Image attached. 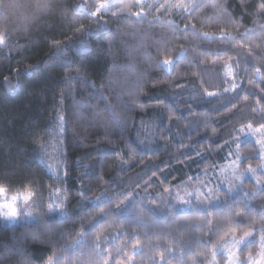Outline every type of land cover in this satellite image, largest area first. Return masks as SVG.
<instances>
[{
    "label": "trees",
    "instance_id": "16d2710c",
    "mask_svg": "<svg viewBox=\"0 0 264 264\" xmlns=\"http://www.w3.org/2000/svg\"><path fill=\"white\" fill-rule=\"evenodd\" d=\"M42 2L0 9V82L10 80L0 83V185L33 192L39 216L12 226L0 218V264H46L54 251L60 264H104L107 253L119 264H209L221 241L247 232L240 259L256 255L264 191L161 212L156 194L234 142L242 168L259 166L244 130L264 132V0H195L190 14L171 0H116L99 21L76 7L94 12L102 0H48L51 10L36 16ZM69 38L74 63L50 62L52 41ZM232 65L235 87L224 74ZM61 114L64 174L46 148ZM55 191L59 216L50 214ZM98 234L108 238L103 251Z\"/></svg>",
    "mask_w": 264,
    "mask_h": 264
},
{
    "label": "rangeland",
    "instance_id": "374dc122",
    "mask_svg": "<svg viewBox=\"0 0 264 264\" xmlns=\"http://www.w3.org/2000/svg\"><path fill=\"white\" fill-rule=\"evenodd\" d=\"M151 0H137L139 5L146 4ZM195 0H171L176 2L177 6L183 9H188ZM90 3V0H87ZM111 3V0H109ZM87 7L86 5H83ZM225 76L230 80V86L236 85V69L234 65L226 66L224 69ZM62 114L57 116L55 137L49 141L47 148V156L50 158V167L56 173L62 172L64 174V155H63V119ZM244 137L251 139L259 148L260 164L259 166L241 167L243 160L242 153L239 148V143L234 142L223 151L220 161L205 168L196 171L194 174H189L188 177L183 178L176 184L165 188H160L156 194L157 203L156 208L158 212L166 210L169 206H173L180 210H189L193 207H209L211 205L221 202L223 194L233 196L242 194L244 196L255 195L260 191H264V132L262 128H252L248 126L244 130ZM251 168L253 171H249ZM60 169V171H59ZM168 191H165V190ZM211 190V191H209ZM33 192H17L11 193L6 191L8 200L5 201L0 197V202L12 203L11 197L18 196L20 199L16 202L17 208L20 212V220L17 224L30 223L37 221L39 216L35 207L34 194L32 199L25 201V197ZM59 191H55L53 195L52 204L50 207L51 215H62L65 213V207L62 203ZM2 223L7 225V222L1 218ZM9 226V225H7ZM12 226V225H10ZM254 235V232H253ZM244 235H230L216 246L212 253V260L209 264H249L248 258L244 261L240 259L239 251L243 245L251 242L253 236L244 241V244L237 245L236 240L241 239ZM264 235H260L257 239L259 242V251L256 255L251 256L250 264H255L260 260L264 254ZM218 256L223 258L220 259Z\"/></svg>",
    "mask_w": 264,
    "mask_h": 264
},
{
    "label": "snow or ice",
    "instance_id": "6c2138e0",
    "mask_svg": "<svg viewBox=\"0 0 264 264\" xmlns=\"http://www.w3.org/2000/svg\"><path fill=\"white\" fill-rule=\"evenodd\" d=\"M6 7H7V5L5 4V0H0V9H4ZM110 7H116V0H111V3L109 2V0H102V2H99L97 4L96 11H94V12H89L88 9L82 5H78L76 7V10H77L78 14H81V15L87 14V15H90L91 17L96 18L99 21L100 14L103 12H107ZM261 7L264 8V3H262ZM195 8H196V5H193L190 9H188L189 14L191 13V11L195 10ZM50 10H51L50 4H49L48 0H44V2L39 3L37 5L36 10H35V15L39 16L41 13L46 12V11H50ZM135 15L138 17H141L145 14L143 13V10H141L140 12H137ZM190 28H194V26L185 25V28L182 31H188ZM77 31L82 32V33H91L92 29L81 27ZM204 36H205V38H208V34H204ZM223 36H228V34L224 33ZM5 39H6L5 33L0 32V45H4ZM80 43L83 44L84 41L81 40ZM51 47L54 50L48 53V55L51 57L50 62L62 61V62L67 63V64L74 63L72 53L68 51V49L73 48V41L71 38H69L66 41H55L54 40L51 43ZM85 63H86V61L83 58L79 61V64L81 67H83L85 65ZM170 64H171V61H167V60L163 61V65L165 67H167ZM30 70H31L30 68L15 69V70L10 69V71L13 72L14 76H20L22 73H28ZM77 71H78V69H77ZM257 72H259V69H257ZM0 83L10 84L9 77H5L4 81H2ZM61 119H63V117H61ZM262 127H264V125H262ZM249 171H253V170L251 168H249ZM6 191H7L6 187L3 185H0V197H3L5 201L8 200V197L5 195ZM165 191H168V190L166 189ZM209 191H211V190H209ZM32 195L33 194H29L28 196H26L24 198L25 201L27 202V201L31 200ZM19 199H20V197L14 196V197H11L12 203L0 202V218H3V220L6 221L7 225H9V226L17 224L20 220V212H19V210L17 208V204H16V202ZM104 199L110 201L112 198L105 196ZM97 200L100 201L101 198L97 197ZM116 207H117V209H119L121 207V205H117ZM102 214L105 216L107 215V213H104L103 210H102ZM252 236H253V233L247 232V233H245L244 237H242L239 240H236L235 243L238 246L242 245V244H244L245 240L249 239ZM107 240H108L107 237H101L98 234L97 240H96L97 247H100L101 250L103 251L102 245H103V243H106ZM262 240H264V237H262ZM121 252H123V248H118L116 250V255L119 256ZM107 255H108L109 260L113 261V264H119L118 261H115V259L111 253H107ZM109 260H105L104 264H109ZM251 261H252V257H251V254H249V257H248L249 264ZM46 264H60L59 253L54 251L53 255L48 258V261L46 262ZM255 264H264V254H262L260 260H257L255 262Z\"/></svg>",
    "mask_w": 264,
    "mask_h": 264
}]
</instances>
